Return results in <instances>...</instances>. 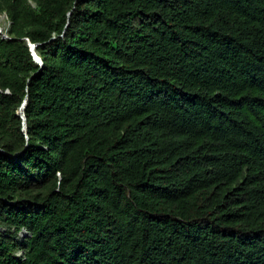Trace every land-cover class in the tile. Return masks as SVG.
I'll use <instances>...</instances> for the list:
<instances>
[{"label": "trees", "instance_id": "16d2710c", "mask_svg": "<svg viewBox=\"0 0 264 264\" xmlns=\"http://www.w3.org/2000/svg\"><path fill=\"white\" fill-rule=\"evenodd\" d=\"M0 13V264H264V0Z\"/></svg>", "mask_w": 264, "mask_h": 264}, {"label": "water", "instance_id": "95a60500", "mask_svg": "<svg viewBox=\"0 0 264 264\" xmlns=\"http://www.w3.org/2000/svg\"><path fill=\"white\" fill-rule=\"evenodd\" d=\"M29 48H30V52L33 56V58L35 59L36 62H38L39 64H42L40 58L37 56V54L35 53V44L30 43V41H27ZM26 105V99L24 100L23 104L21 105V107L18 109V115L21 117L22 119V124H23V129L25 130V114H24V108Z\"/></svg>", "mask_w": 264, "mask_h": 264}, {"label": "rangeland", "instance_id": "374dc122", "mask_svg": "<svg viewBox=\"0 0 264 264\" xmlns=\"http://www.w3.org/2000/svg\"><path fill=\"white\" fill-rule=\"evenodd\" d=\"M8 27H9V21L6 15L0 13V33L6 36L7 33L5 32L7 31Z\"/></svg>", "mask_w": 264, "mask_h": 264}, {"label": "built area", "instance_id": "2783aa9c", "mask_svg": "<svg viewBox=\"0 0 264 264\" xmlns=\"http://www.w3.org/2000/svg\"><path fill=\"white\" fill-rule=\"evenodd\" d=\"M5 33H7V31H6ZM0 34H1V33H0ZM1 35L4 36L3 34H1ZM4 37L8 38V35L6 34V36H4Z\"/></svg>", "mask_w": 264, "mask_h": 264}]
</instances>
